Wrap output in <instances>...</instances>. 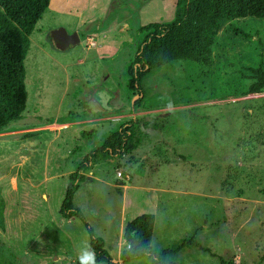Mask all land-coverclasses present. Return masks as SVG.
I'll return each mask as SVG.
<instances>
[{"label": "rangeland", "instance_id": "374dc122", "mask_svg": "<svg viewBox=\"0 0 264 264\" xmlns=\"http://www.w3.org/2000/svg\"><path fill=\"white\" fill-rule=\"evenodd\" d=\"M48 2L24 62L25 111L0 134V264H79L88 230L61 214L76 172L84 180L72 206L112 264H123L124 226L148 214L153 250L195 238L225 262L264 264V90L248 94L258 38L264 68V20L224 23L210 68L175 62L147 76L137 95L127 72L139 30L172 23L177 0ZM58 28L80 43L57 51L50 36ZM132 119L144 134L132 156L85 164ZM175 261L220 264L193 247Z\"/></svg>", "mask_w": 264, "mask_h": 264}, {"label": "trees", "instance_id": "16d2710c", "mask_svg": "<svg viewBox=\"0 0 264 264\" xmlns=\"http://www.w3.org/2000/svg\"><path fill=\"white\" fill-rule=\"evenodd\" d=\"M48 5V0H0V134L20 121L25 111L27 90L24 62L30 49V36ZM247 18L264 20V0H177L172 23L140 28L139 35L143 36V40L127 72L132 90L137 95L141 94L140 83L147 76L178 61L210 68L213 46L223 24ZM233 32L243 39L252 37L238 28H234ZM258 43V66L249 69L252 80L248 88L249 95L264 90L263 45L260 38ZM140 102L141 98L134 102V109L140 106ZM140 126L138 119L124 124L109 135L99 152L86 157L85 164L90 165L92 159L99 157L112 160L132 156V152L142 143L144 134ZM87 169V166H81L80 172ZM69 177L75 183L68 187L61 214L66 218H77L85 225L89 246L95 251L98 264H112L113 258L105 249L104 241L94 235L83 214L72 206L73 195L78 188L77 181H83L84 176L76 172ZM155 223V216L148 214L124 226L123 239L128 247L120 255L121 263L148 257L150 264H178L175 259L179 254L185 248L193 247L216 258L220 264H233L203 248L195 238L180 240L169 249L153 250L151 241Z\"/></svg>", "mask_w": 264, "mask_h": 264}, {"label": "water", "instance_id": "95a60500", "mask_svg": "<svg viewBox=\"0 0 264 264\" xmlns=\"http://www.w3.org/2000/svg\"><path fill=\"white\" fill-rule=\"evenodd\" d=\"M50 38L53 47L60 52L68 51L80 43V37L77 33L70 34L64 28L54 30Z\"/></svg>", "mask_w": 264, "mask_h": 264}, {"label": "clouds", "instance_id": "9594fccd", "mask_svg": "<svg viewBox=\"0 0 264 264\" xmlns=\"http://www.w3.org/2000/svg\"><path fill=\"white\" fill-rule=\"evenodd\" d=\"M78 260L79 264H98L95 251L88 245L79 249Z\"/></svg>", "mask_w": 264, "mask_h": 264}, {"label": "crops", "instance_id": "0c3cea01", "mask_svg": "<svg viewBox=\"0 0 264 264\" xmlns=\"http://www.w3.org/2000/svg\"><path fill=\"white\" fill-rule=\"evenodd\" d=\"M185 192H187V191H185Z\"/></svg>", "mask_w": 264, "mask_h": 264}]
</instances>
